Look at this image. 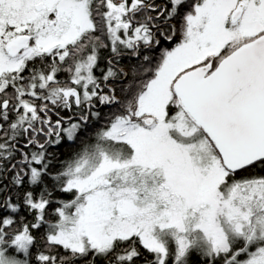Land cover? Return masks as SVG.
<instances>
[{"label":"snow or ice","instance_id":"obj_1","mask_svg":"<svg viewBox=\"0 0 264 264\" xmlns=\"http://www.w3.org/2000/svg\"><path fill=\"white\" fill-rule=\"evenodd\" d=\"M0 264H264V0H0Z\"/></svg>","mask_w":264,"mask_h":264}]
</instances>
